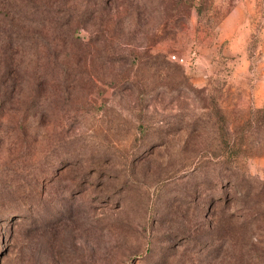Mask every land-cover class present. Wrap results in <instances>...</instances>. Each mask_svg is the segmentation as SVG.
<instances>
[{
	"label": "rangeland",
	"instance_id": "rangeland-1",
	"mask_svg": "<svg viewBox=\"0 0 264 264\" xmlns=\"http://www.w3.org/2000/svg\"><path fill=\"white\" fill-rule=\"evenodd\" d=\"M0 264H264V0H0Z\"/></svg>",
	"mask_w": 264,
	"mask_h": 264
},
{
	"label": "built area",
	"instance_id": "built-area-1",
	"mask_svg": "<svg viewBox=\"0 0 264 264\" xmlns=\"http://www.w3.org/2000/svg\"><path fill=\"white\" fill-rule=\"evenodd\" d=\"M172 59H174L175 61H177L178 63H181V64H186L188 61H187V58L185 56H180V55H172L171 56Z\"/></svg>",
	"mask_w": 264,
	"mask_h": 264
},
{
	"label": "trees",
	"instance_id": "trees-1",
	"mask_svg": "<svg viewBox=\"0 0 264 264\" xmlns=\"http://www.w3.org/2000/svg\"><path fill=\"white\" fill-rule=\"evenodd\" d=\"M89 7H92V6L89 5L88 8H89ZM197 8H199V7H197ZM90 11H91V9H90ZM87 12H89V11H87ZM176 62H177V61H176Z\"/></svg>",
	"mask_w": 264,
	"mask_h": 264
}]
</instances>
